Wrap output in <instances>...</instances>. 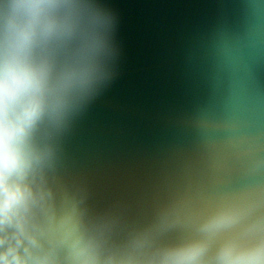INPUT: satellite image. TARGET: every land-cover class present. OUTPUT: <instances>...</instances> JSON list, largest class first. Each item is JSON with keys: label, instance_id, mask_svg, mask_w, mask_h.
<instances>
[{"label": "water", "instance_id": "95a60500", "mask_svg": "<svg viewBox=\"0 0 264 264\" xmlns=\"http://www.w3.org/2000/svg\"><path fill=\"white\" fill-rule=\"evenodd\" d=\"M98 2L115 18L113 75L60 137L58 211L80 200L126 230L173 202L198 215L264 199V0Z\"/></svg>", "mask_w": 264, "mask_h": 264}, {"label": "clouds", "instance_id": "9594fccd", "mask_svg": "<svg viewBox=\"0 0 264 264\" xmlns=\"http://www.w3.org/2000/svg\"><path fill=\"white\" fill-rule=\"evenodd\" d=\"M114 28L98 0H0V264H264L251 190L198 215L173 202L126 230L80 200L58 211L59 140L113 75Z\"/></svg>", "mask_w": 264, "mask_h": 264}]
</instances>
